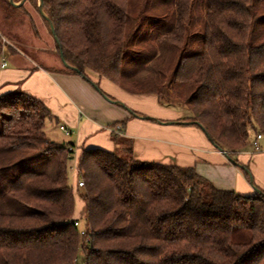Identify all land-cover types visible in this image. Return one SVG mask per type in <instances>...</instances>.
<instances>
[{"label":"trees","instance_id":"1","mask_svg":"<svg viewBox=\"0 0 264 264\" xmlns=\"http://www.w3.org/2000/svg\"><path fill=\"white\" fill-rule=\"evenodd\" d=\"M0 3L8 17L26 3L40 12V0ZM42 10L64 72L187 107L180 124L238 166L251 133L263 137L264 0H42ZM5 48L0 35V66ZM54 120L21 90L0 93V264H264L259 188L241 196L194 168L136 160L120 134L114 152L81 150L84 187L73 186L75 144L47 137Z\"/></svg>","mask_w":264,"mask_h":264},{"label":"crops","instance_id":"2","mask_svg":"<svg viewBox=\"0 0 264 264\" xmlns=\"http://www.w3.org/2000/svg\"><path fill=\"white\" fill-rule=\"evenodd\" d=\"M54 70L8 65L0 72V93L21 90L41 101L55 117L46 127H65L74 139L76 156L82 149L114 152L117 147L112 134H120L132 140L136 160L194 168L217 190L241 196L256 194V187L264 192V136L259 152L249 146L236 154L238 166L199 127L180 124L184 112L161 106L155 96L131 95L105 79L89 75L98 85L96 89L79 75L61 68ZM243 166L248 167V173ZM84 208V204L79 207V217Z\"/></svg>","mask_w":264,"mask_h":264},{"label":"rangeland","instance_id":"3","mask_svg":"<svg viewBox=\"0 0 264 264\" xmlns=\"http://www.w3.org/2000/svg\"><path fill=\"white\" fill-rule=\"evenodd\" d=\"M24 7V12H11L8 17V12L2 9L0 3V35L6 44L5 55L9 67L33 69L40 67L46 71L57 68L65 69V65L57 52L56 42L40 12L28 3ZM92 84L94 85L93 82ZM167 109L184 112L183 118L192 116V112L183 105H176L174 108ZM146 118L150 119L151 117L146 116ZM46 134L49 139L58 145L67 146L74 143V139L70 135L67 136L56 124L47 126ZM255 140L256 134L252 132L250 147L254 148L253 141ZM258 143L261 146L263 142L259 141ZM68 174L70 184L74 186L77 183L74 162L69 163Z\"/></svg>","mask_w":264,"mask_h":264},{"label":"built area","instance_id":"4","mask_svg":"<svg viewBox=\"0 0 264 264\" xmlns=\"http://www.w3.org/2000/svg\"><path fill=\"white\" fill-rule=\"evenodd\" d=\"M1 70L5 69L8 67V61H7V58H6V55H5V52L4 54L2 55L1 57ZM60 130L63 131L67 136L71 135V133L63 126L60 127ZM117 131H119L117 129ZM262 139V136L261 135H258L256 140L253 142V147H254V150L255 152H259L260 151V146H259V141ZM69 150H71V148H69ZM77 156L75 155V149H74V164H75V172L77 174L78 172V169H77ZM77 184L80 188L84 187V182L83 181H77ZM75 227H80V224L79 223H75ZM82 235H84V232H82Z\"/></svg>","mask_w":264,"mask_h":264},{"label":"water","instance_id":"5","mask_svg":"<svg viewBox=\"0 0 264 264\" xmlns=\"http://www.w3.org/2000/svg\"><path fill=\"white\" fill-rule=\"evenodd\" d=\"M25 1L26 0H23L20 4H15L14 2H13V0H10V2L12 3V5L13 6H15V7H20L21 5H23L24 3H25ZM39 10H40V14L42 15V17H44V18H46V16H45V14H44V12H43V10H42V0H40V8H39ZM51 30H52V33H53V35H54V37H55V32H54V28L52 27L51 28ZM56 39V38H55ZM55 41H57V40H55ZM61 60H62V62H63V64L65 65V67H67V65L64 63V61H63V57L61 56ZM107 100H109L110 102H113L112 100H110V99H107ZM221 153H223L228 159H229V161L230 162H234L233 161V159H231L227 154H226V152H224V151H222V150H219ZM250 179H251V177H250ZM257 191V190H256Z\"/></svg>","mask_w":264,"mask_h":264}]
</instances>
